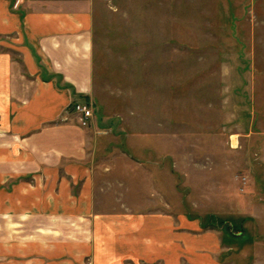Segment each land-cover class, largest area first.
I'll use <instances>...</instances> for the list:
<instances>
[{
	"label": "rangeland",
	"instance_id": "obj_1",
	"mask_svg": "<svg viewBox=\"0 0 264 264\" xmlns=\"http://www.w3.org/2000/svg\"><path fill=\"white\" fill-rule=\"evenodd\" d=\"M91 6L93 119L62 117L84 157L0 135V264H94L99 212L165 214L217 235L223 264H264V0Z\"/></svg>",
	"mask_w": 264,
	"mask_h": 264
},
{
	"label": "crops",
	"instance_id": "obj_2",
	"mask_svg": "<svg viewBox=\"0 0 264 264\" xmlns=\"http://www.w3.org/2000/svg\"><path fill=\"white\" fill-rule=\"evenodd\" d=\"M95 43L91 0H0L4 139L11 133L30 137L26 143L36 144L37 152L58 147L67 159L81 161L84 133L62 117L73 100L82 102L95 91ZM93 216L94 264H223L217 235L193 234L191 227L183 234L181 222L165 214Z\"/></svg>",
	"mask_w": 264,
	"mask_h": 264
},
{
	"label": "built area",
	"instance_id": "obj_3",
	"mask_svg": "<svg viewBox=\"0 0 264 264\" xmlns=\"http://www.w3.org/2000/svg\"><path fill=\"white\" fill-rule=\"evenodd\" d=\"M73 114L78 118V123L83 128H90L93 119L92 107L88 104L77 102L73 106Z\"/></svg>",
	"mask_w": 264,
	"mask_h": 264
},
{
	"label": "trees",
	"instance_id": "obj_4",
	"mask_svg": "<svg viewBox=\"0 0 264 264\" xmlns=\"http://www.w3.org/2000/svg\"><path fill=\"white\" fill-rule=\"evenodd\" d=\"M239 234H242V232H239Z\"/></svg>",
	"mask_w": 264,
	"mask_h": 264
}]
</instances>
